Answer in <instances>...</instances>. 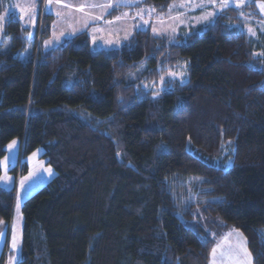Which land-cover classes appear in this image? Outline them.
Returning a JSON list of instances; mask_svg holds the SVG:
<instances>
[{
    "label": "trees",
    "instance_id": "obj_1",
    "mask_svg": "<svg viewBox=\"0 0 264 264\" xmlns=\"http://www.w3.org/2000/svg\"><path fill=\"white\" fill-rule=\"evenodd\" d=\"M237 20L231 6L175 42L145 29L94 49L84 31L46 48L53 15H39L26 59L32 35L8 21L0 175L16 138L23 157L43 148L56 170L23 203L17 264H210L232 229L264 264V54ZM185 62L187 81L168 76ZM15 197L0 187V221H12Z\"/></svg>",
    "mask_w": 264,
    "mask_h": 264
},
{
    "label": "rangeland",
    "instance_id": "obj_2",
    "mask_svg": "<svg viewBox=\"0 0 264 264\" xmlns=\"http://www.w3.org/2000/svg\"><path fill=\"white\" fill-rule=\"evenodd\" d=\"M231 6L237 8L239 13L240 20H237L236 25L243 28L253 41L256 49L254 54L263 55L264 0H174L166 10L154 7L146 0H43L42 3L39 0H0V49L8 50L12 47L11 35L6 34L7 23L12 18L19 20L29 29V36L32 35V43L30 42L21 53V57L26 59L33 49L39 15L41 18L45 15H53L52 33L43 42L44 47L52 48L62 44L65 38L74 37L92 27V23L97 21L96 16L93 15L105 13L109 18L108 15L114 9L120 8L117 14L126 20L115 22L114 26L101 25L94 29L100 32L99 36H101L91 43L92 48L97 49L103 45L114 46L106 43L111 37L110 34H116L117 40L131 34L128 41L136 31L145 29H151L168 41L175 42L181 31H185L181 26L189 29L193 25H203L205 28L207 23L213 22L221 12ZM192 10L196 11L191 12ZM107 28L113 29L103 34L102 32ZM103 40L106 42H102ZM39 42L38 39L37 43ZM144 68V66L140 67L141 70L136 72L137 77ZM168 76L187 81L190 77L188 62L183 63ZM163 78L157 88H164ZM43 152V148H38L23 157L20 139L16 138L8 144L7 153L1 159L0 187L14 189L16 195L12 221L10 223L0 221V259L4 253L2 264H17L21 258L24 230L22 206L25 199L56 175L54 167L42 158ZM24 159L27 163L26 171L20 173L11 170L18 164L22 167ZM232 163V159L229 160L226 168ZM234 264H238V260H234Z\"/></svg>",
    "mask_w": 264,
    "mask_h": 264
},
{
    "label": "crops",
    "instance_id": "obj_3",
    "mask_svg": "<svg viewBox=\"0 0 264 264\" xmlns=\"http://www.w3.org/2000/svg\"><path fill=\"white\" fill-rule=\"evenodd\" d=\"M196 10H192L191 12ZM117 13L109 18L106 17L107 15L105 13L104 14L100 13L99 15H93L96 16L97 21L93 22L92 27H90L87 30L90 36L91 43L95 42L94 39L101 37L99 36L100 32L94 30L96 29V27L101 25L102 26L104 25L106 27L114 26L115 22L120 23L121 21L126 20V18L120 17ZM199 26L202 25H198V26L193 25L189 29L185 28V26H181V28L186 32V30L191 31L193 28H197ZM112 29L113 28H107V30L103 31L102 33L104 34L105 32L111 31ZM92 30H94L93 36H92ZM106 35L107 34H105V36ZM110 35L111 37L109 40H107V42L104 40L102 42H106L108 45L111 46L114 45L115 47L114 46L106 47L105 45H103V47L97 49L118 48L121 46L120 44H124V42H126L127 39L131 36V34H129L128 37H124L122 39L117 40L116 34H110ZM72 38L73 37H67L64 39V41ZM234 260H238V264H253V258L249 249L248 239L246 235L238 229L230 230L216 243L211 254L210 264H234Z\"/></svg>",
    "mask_w": 264,
    "mask_h": 264
},
{
    "label": "built area",
    "instance_id": "obj_4",
    "mask_svg": "<svg viewBox=\"0 0 264 264\" xmlns=\"http://www.w3.org/2000/svg\"><path fill=\"white\" fill-rule=\"evenodd\" d=\"M19 169H21V165H20Z\"/></svg>",
    "mask_w": 264,
    "mask_h": 264
}]
</instances>
